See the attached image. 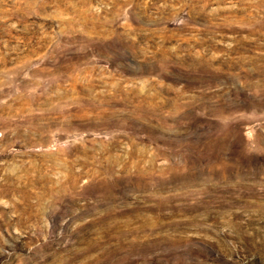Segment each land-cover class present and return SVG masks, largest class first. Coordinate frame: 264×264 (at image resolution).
<instances>
[{
  "label": "rangeland",
  "instance_id": "rangeland-1",
  "mask_svg": "<svg viewBox=\"0 0 264 264\" xmlns=\"http://www.w3.org/2000/svg\"><path fill=\"white\" fill-rule=\"evenodd\" d=\"M0 264H264V0H0Z\"/></svg>",
  "mask_w": 264,
  "mask_h": 264
}]
</instances>
